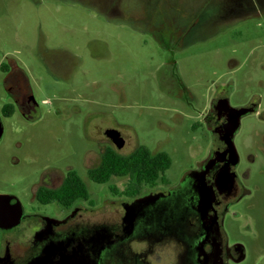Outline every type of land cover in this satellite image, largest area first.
I'll return each instance as SVG.
<instances>
[{"label":"rangeland","instance_id":"1","mask_svg":"<svg viewBox=\"0 0 264 264\" xmlns=\"http://www.w3.org/2000/svg\"><path fill=\"white\" fill-rule=\"evenodd\" d=\"M231 2L0 0V63L23 67L38 103L33 119L18 112L1 118L0 193L25 202L53 164L63 176L75 170L89 200L108 214L120 202L172 187L208 158L214 141L205 116L215 95L233 107L258 100L233 135L238 171H248L258 192L251 210L232 208L243 228L231 224L228 232L244 247L237 264H264V3L217 18ZM198 7L214 18L193 25ZM2 71L0 109L10 98ZM108 128L123 136L121 149L104 135ZM139 145L169 155L168 184L144 185L129 197L110 189L122 191L127 176L89 181L88 168L106 147L127 155Z\"/></svg>","mask_w":264,"mask_h":264},{"label":"flooded vegetation","instance_id":"2","mask_svg":"<svg viewBox=\"0 0 264 264\" xmlns=\"http://www.w3.org/2000/svg\"><path fill=\"white\" fill-rule=\"evenodd\" d=\"M263 3L264 0H232L217 18L226 14L239 17L245 10L252 12ZM198 8L201 10L196 13L193 25L202 18L207 21L214 18L212 13L205 17L204 9ZM0 70L5 74L10 97L0 109L1 138L2 117L18 112L26 120L33 119L38 103L23 67L9 59L6 67L0 63ZM224 97L227 96L221 93L215 95L205 116L214 141L208 158L172 187L144 195L130 222L124 220L125 202L108 214L95 208L89 196L63 206V194L56 199L54 193L63 184L65 175L53 164L42 170L38 180L29 186L25 202L14 194L0 193L4 196L0 199L3 225L13 223L21 211L15 224L0 225V264H237L242 261L243 244L240 240H230L228 232L231 224L238 231L243 228L242 221L231 214L232 208L236 207L238 214L251 210L250 200L256 196L258 184L254 179L249 180L246 169L238 171L239 157L233 164L220 138L227 112L216 105ZM258 105L259 101L253 100L245 106L252 108V113ZM89 181L104 184L91 178ZM112 192L122 193L117 189ZM79 200L86 201L87 207L78 205ZM158 250L162 251L161 256Z\"/></svg>","mask_w":264,"mask_h":264},{"label":"trees","instance_id":"3","mask_svg":"<svg viewBox=\"0 0 264 264\" xmlns=\"http://www.w3.org/2000/svg\"><path fill=\"white\" fill-rule=\"evenodd\" d=\"M171 159L165 151L152 153L146 146L139 145L127 155L120 154L113 147H106L100 156L99 163L88 169L89 178L106 183L112 176H127L128 181L122 194L136 196L144 185L152 186L157 182L166 183L165 171ZM111 191L115 188L110 187ZM63 194V206H69L75 199L88 197V189L76 171L65 174L63 184L55 190L54 197Z\"/></svg>","mask_w":264,"mask_h":264},{"label":"water","instance_id":"4","mask_svg":"<svg viewBox=\"0 0 264 264\" xmlns=\"http://www.w3.org/2000/svg\"><path fill=\"white\" fill-rule=\"evenodd\" d=\"M216 107L217 108L220 107L221 109H223L227 112V121L224 123L223 134L221 135L220 138L225 142L226 152H228L230 154V156L232 157V163L236 164L238 161V155H237V152H236L235 147L233 145V135L237 131V129L239 128L240 118L242 116L250 113L253 109L250 107H247V106L233 107V106L229 105V101H228L227 97L219 99ZM0 133H1V129H0ZM104 135L112 142V144L114 145V147L116 149H121L123 147L125 140L117 129L108 128L104 131ZM215 155H217L216 152H215ZM215 158L209 160L206 163L205 167H208L209 164L213 160H215ZM3 197L4 196L0 195V199ZM142 200H143V198H139V199H135L129 203H124L123 207L125 209V215H124L125 221L130 222L133 219L134 211L138 209V206ZM20 215H21V211L19 212V216L14 217V220H15V221H13L14 224H15L16 220L19 219ZM2 220H3V218L0 217V221H2ZM13 223H10L8 225H3L0 222V225L1 226H10Z\"/></svg>","mask_w":264,"mask_h":264}]
</instances>
